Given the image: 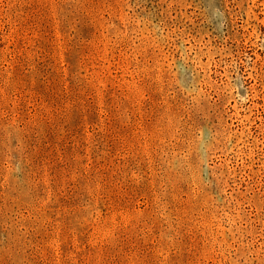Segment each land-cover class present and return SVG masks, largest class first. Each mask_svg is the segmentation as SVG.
Instances as JSON below:
<instances>
[{
  "label": "rangeland",
  "instance_id": "1",
  "mask_svg": "<svg viewBox=\"0 0 264 264\" xmlns=\"http://www.w3.org/2000/svg\"><path fill=\"white\" fill-rule=\"evenodd\" d=\"M0 264H264V0H0Z\"/></svg>",
  "mask_w": 264,
  "mask_h": 264
}]
</instances>
